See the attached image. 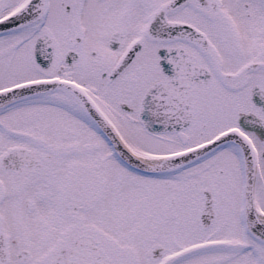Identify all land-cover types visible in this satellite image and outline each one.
I'll return each instance as SVG.
<instances>
[{"label": "snow or ice", "instance_id": "snow-or-ice-1", "mask_svg": "<svg viewBox=\"0 0 264 264\" xmlns=\"http://www.w3.org/2000/svg\"><path fill=\"white\" fill-rule=\"evenodd\" d=\"M0 264H264V0H0Z\"/></svg>", "mask_w": 264, "mask_h": 264}]
</instances>
